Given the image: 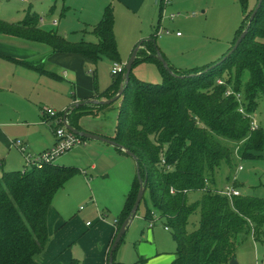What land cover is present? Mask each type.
<instances>
[{
    "label": "trees",
    "instance_id": "1",
    "mask_svg": "<svg viewBox=\"0 0 264 264\" xmlns=\"http://www.w3.org/2000/svg\"><path fill=\"white\" fill-rule=\"evenodd\" d=\"M241 6L243 21L230 50L240 34L247 28L248 31L228 57L222 60L227 52L191 71L178 70L168 62L172 72L182 76L176 77L151 56L159 49L156 34L152 33L141 41L134 64L153 63L161 82L142 81L131 71L130 81L118 99L116 126L109 138L137 156L140 177L143 181L146 179L137 214L143 204L146 221L151 222L158 216L169 229L176 244L173 264H228L236 257L241 235L252 234L264 244V200L241 193L228 197L215 186V173L220 164L225 161L230 165L232 161L231 150L220 139L243 142L242 158H250L253 152L264 148V132L259 127L253 129L251 121V114L258 107L257 99L264 95V0L249 27L255 6L251 8L248 0H241ZM39 22V14L28 10L17 23L0 19V34L45 44L54 53L78 54L94 64L101 56L119 62L111 5L104 8L101 19L92 27L97 41L84 38L71 41L57 30L40 27ZM9 59L59 79L41 64ZM245 72L249 77L243 82ZM123 74L112 76L110 86L97 96L112 98L119 90ZM94 82L97 85L95 72ZM94 107L85 104L60 115L66 113L71 126L84 130L80 119L93 113ZM117 149L124 153L120 147ZM78 173L77 167L56 165L53 161L41 167L26 165L22 170L3 173L0 177V264H35L50 240L47 216L53 198ZM239 185L234 181L229 186L239 190ZM139 188L136 172L116 220L117 230L130 215ZM193 193H200V197L191 200ZM197 211L200 213L198 226L189 230L190 218ZM71 264L79 262L73 259Z\"/></svg>",
    "mask_w": 264,
    "mask_h": 264
},
{
    "label": "rangeland",
    "instance_id": "2",
    "mask_svg": "<svg viewBox=\"0 0 264 264\" xmlns=\"http://www.w3.org/2000/svg\"><path fill=\"white\" fill-rule=\"evenodd\" d=\"M248 4L252 8L256 0H248ZM107 5H111L113 9L114 36L119 63L123 65L130 59L134 47L155 33L157 46L176 69L191 71L200 68L230 51L236 31L243 21L241 0H173L172 2L148 0L144 11H137L136 7H129L120 0H0V19L16 23L23 20L25 11L31 7L32 11L44 18L42 25L44 29L57 30L59 34L71 41H79L82 38L97 41L92 33V27L98 22L95 21L96 11L101 10L102 12ZM172 15L173 19H171ZM53 20L59 21L58 27L51 26L50 22ZM177 32L182 37L177 38ZM262 42L264 43V39ZM112 64L113 61L106 56H101L96 64L89 67L92 72L96 73L99 90L110 84ZM13 67L7 57L1 56L0 72L5 73V76H0V88H2L0 89V102H3L0 103V121L6 118L9 109L14 104L22 112L21 120L32 124L36 122L43 124L45 121L41 110L42 108L54 109L49 101H46L47 96L53 95L54 89L52 87L31 89L32 95H26V97L25 95L21 97L12 95L8 92L4 82L11 79L13 74L11 68ZM132 71L142 81L161 82V76L151 62L138 61L134 64ZM248 77V73L245 72L242 77L243 82H246ZM257 102L258 107L251 114V121L256 128L259 127L264 132V95H260ZM119 106L120 101L117 100L110 105L93 108V113L85 116L86 125L112 132L116 126ZM54 110L65 111L56 108ZM22 129L17 128L15 134L21 135L24 132ZM220 140L231 150L232 161L230 165L223 161L216 170V188L224 191L227 186L236 181L240 184L238 189L241 194L264 200V148L253 152L250 158H242L243 142ZM94 143L104 142L88 139L85 143L67 150L53 160L56 165L74 166L80 169V173L73 176L65 184L64 189L54 196L51 207L55 210L59 208L67 210L72 216L76 215L77 227L86 230L85 232L102 222L100 214H104L105 220L109 223L114 221L115 214L123 206L125 196L131 188L137 171L132 158H127L132 163L129 170L127 167H120L121 169L115 167L114 170L108 171L107 175L92 171L87 155L82 158H76L75 155ZM98 145H101V148L108 147L102 146L106 144ZM43 153H32V160ZM94 159H98V155ZM98 162L103 167H109V162L105 159ZM26 165L25 160L24 167ZM199 197L200 193L191 194V200ZM143 210L144 205L142 204L139 216L131 223L119 243L115 252L116 263L121 261L127 264H145L144 258L139 257L137 251L139 243L142 242V230L149 229L140 217ZM199 219L200 213L197 211L190 218L189 230L197 228ZM86 222L89 224L87 228ZM82 238L81 241L84 243L86 237L84 238L83 235ZM164 239V249L171 252L175 244L169 235H166ZM70 252L80 264H97L94 258H88L85 262V251L80 242L72 245ZM236 259L239 264L263 263L264 244L256 241L252 234L241 235L238 238ZM167 261V264H173L171 259ZM150 264H159V261Z\"/></svg>",
    "mask_w": 264,
    "mask_h": 264
},
{
    "label": "crops",
    "instance_id": "3",
    "mask_svg": "<svg viewBox=\"0 0 264 264\" xmlns=\"http://www.w3.org/2000/svg\"><path fill=\"white\" fill-rule=\"evenodd\" d=\"M120 1L129 7H136V9H138L137 11H144V7L148 0ZM28 10L34 12L31 10V7H29L25 11L24 17ZM100 11L101 10L96 11L95 21L99 22L101 19L104 9L102 12ZM98 14L99 16L97 17ZM41 18L43 17L40 16V19ZM39 23L40 27H42L43 23ZM50 24L53 26L52 21ZM58 26L59 21L56 27ZM176 36L177 38L182 37V35ZM137 45L134 47V49L137 47ZM1 56L14 58L17 60L32 61L34 63L41 64L45 66L47 70L52 71L57 76H59V79L52 78L45 74L38 73L37 71L27 68L23 65H19L8 58L9 62H11L14 66L11 68L13 72L11 79L4 82L8 88V92L17 97H21V95H25L26 97V95H32L30 91L31 89L38 90L41 87H52L54 89L53 95L47 96L46 101H49L54 109H63L66 111L75 103H82L93 99L104 100L105 98L98 97L97 93L104 91L110 86L112 82L111 74L110 84L106 88L99 90L94 82V71L92 72L89 69V67L94 64L92 61L78 54L54 53L52 52L51 48L45 44L32 42L13 36L0 34V58ZM0 76L4 77L5 73L1 74L0 72ZM61 83L66 85H59ZM94 106H96L94 108H98L97 105ZM11 107L12 108L9 109L10 111H8L9 113L7 114L6 118L0 121V176H2L4 172L24 169V161L26 160V156L31 157L32 153L45 152L47 149L53 147L56 143V137L50 123L41 124L40 122H36L32 124L26 120H21V110L14 104ZM92 110L94 109L92 108ZM2 115H4V113H2ZM85 116L86 115L82 116L79 122L85 131L106 138L113 136L114 130L112 132H106L94 126L86 125ZM17 128H23L22 130L24 132L21 135L15 134V130ZM18 140L21 141L24 151L16 146L15 142ZM98 144H106L102 146L108 147L101 148V145ZM85 155H87L88 160H90V169L94 172H100L104 175H107V173H109L108 171L111 169L114 170L115 167H117V169H121L120 167H127V170H129L132 164L131 161H128L129 159H127L131 158L130 156L119 152L117 147L105 142L91 144L84 150H81V152L77 153L75 156L76 158H82V156ZM97 155L98 159H94V157ZM103 159L109 162V167H103L101 163L99 164L98 161ZM84 175H86L85 172ZM52 208L53 207H50L47 216L50 240L42 254L36 258L35 264H71L73 259L79 262V260L73 256L72 252H70L72 245L77 242H80L85 251V262L88 260V258H94L93 260L97 262V264H108L109 252L118 232L116 220L123 206L120 208L119 212L115 214L113 222L109 223L107 220H105L104 214H100L102 217V222L87 232H85L86 230H81L77 227L76 215L72 216L69 212H67V210L65 211L64 209L61 210L59 208L58 210H55ZM143 213L144 210L141 212L140 217L149 229H143L141 232L142 242L139 243L137 247L139 257L144 258L145 264H150L154 261H159V264H167V259H171V263L174 262L176 258V244L169 229L164 226L163 221L160 220L158 216L151 222H148L143 218ZM138 216L139 215L136 214V217ZM88 225V222H86V228ZM158 226L160 228L157 229L156 227ZM83 235L84 238L86 237L84 243L81 241L83 240ZM166 235H169L175 244L174 249L171 250V252H167V250L164 249L165 245L163 241L165 240L164 237ZM144 238H146L148 242ZM118 247L119 244L116 247V250ZM148 249H150V251ZM116 250L114 251V259ZM119 263L127 264L121 261Z\"/></svg>",
    "mask_w": 264,
    "mask_h": 264
},
{
    "label": "water",
    "instance_id": "4",
    "mask_svg": "<svg viewBox=\"0 0 264 264\" xmlns=\"http://www.w3.org/2000/svg\"><path fill=\"white\" fill-rule=\"evenodd\" d=\"M261 4H262V0H258L251 16H250V19H249V22H248V27L250 26V23L251 21L253 20L254 16L256 15L257 11L259 10V8L261 7ZM247 31H248V28L245 29L241 34L240 36L238 37V39L236 40L235 44L233 45L232 49L227 53V55L222 59L224 60L226 57H228L240 44V42L243 40V38L245 37V35L247 34ZM141 48V42L137 45V47L133 50L132 54H131V57L130 59L127 61V63L125 64V72L123 74V81L119 87V90L117 91V93L110 99H104V100H97V99H93V100H89V101H85V102H82V103H75L74 105H72L69 109H67L66 113L68 111H73L75 109H77L78 107L80 106H83L85 104H94V105H97V106H107V105H110L112 104L113 102L117 101L125 87L127 86V84L129 83L130 81V73L132 71V67H133V64H134V61L137 57V54H138V51L139 49ZM152 57L156 58L158 61L161 62V64L163 65V67L165 69H167L170 73H172L173 75H175L170 66H169V63L168 61L165 59V57L162 55V53L160 52L159 49H157L156 53L155 54H151ZM220 62H218L217 64H219ZM214 66H211V68H214ZM176 77H182V76H179V75H175ZM66 113L64 115V118L66 119ZM65 127L71 131L72 133L80 136V137H83L85 139H91V140H97V141H102V142H105V143H109L115 147H120L124 153L128 156H130L136 163V172H137V176H138V179H139V182H140V188L138 190V193H137V196H136V200H135V203L133 205V208L130 212V215L127 217V219L122 223L120 229L118 230L117 232V235L114 239V242H113V245L111 247V250L109 252V261H108V264H114V251L116 250V247L118 246L122 236L125 234L128 226L130 225V223L133 221V219L136 217V214H137V211H138V208L140 206V203L143 199V196L145 194V190H146V179L143 181L140 177V174H139V166H138V158L137 156L132 152L130 151L129 149L119 145L118 143H116L115 141L109 139V138H106V137H103V136H100V135H96V134H93V133H90L88 131H85V130H78L77 128L71 126L67 121H65L64 123ZM228 264H239L236 257H233Z\"/></svg>",
    "mask_w": 264,
    "mask_h": 264
},
{
    "label": "built area",
    "instance_id": "5",
    "mask_svg": "<svg viewBox=\"0 0 264 264\" xmlns=\"http://www.w3.org/2000/svg\"><path fill=\"white\" fill-rule=\"evenodd\" d=\"M168 1L172 2L173 0H168ZM171 19H173V15L171 16ZM40 22L44 23V19L41 18ZM52 25L57 26L58 21L53 20ZM177 35H180V33H177ZM124 72H125V65L120 64L119 62H113L112 69H111L112 76L123 74ZM41 113L44 116V121H45L44 123L46 124L50 123L51 127L54 128L56 143L51 149H49L48 151H45L42 155H40L35 160L34 159L32 160L30 156H26V162H27V165L29 166L37 165L41 167L44 163L52 162L56 157H58L59 155H62L67 150H70L71 148L77 145L85 143V141L80 136L72 133L65 127L64 123L65 121H67V119H65L64 116L60 115V112H57L56 110L51 109V108H42ZM252 128L253 129L256 128L254 123L252 124ZM15 144L22 151H24V148L21 145V142L16 141ZM221 193L227 195L228 197L240 195V191L231 186H227L224 191H221ZM257 264H264V262L257 263Z\"/></svg>",
    "mask_w": 264,
    "mask_h": 264
}]
</instances>
